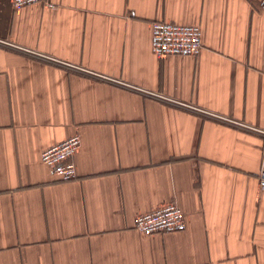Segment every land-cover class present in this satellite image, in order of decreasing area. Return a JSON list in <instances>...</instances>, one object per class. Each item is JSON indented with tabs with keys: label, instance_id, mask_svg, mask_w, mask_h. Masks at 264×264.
I'll return each instance as SVG.
<instances>
[{
	"label": "crops",
	"instance_id": "crops-1",
	"mask_svg": "<svg viewBox=\"0 0 264 264\" xmlns=\"http://www.w3.org/2000/svg\"><path fill=\"white\" fill-rule=\"evenodd\" d=\"M51 2L0 0V264H264V0ZM156 20L201 50L157 56ZM171 202L185 229L135 227Z\"/></svg>",
	"mask_w": 264,
	"mask_h": 264
},
{
	"label": "built area",
	"instance_id": "built-area-1",
	"mask_svg": "<svg viewBox=\"0 0 264 264\" xmlns=\"http://www.w3.org/2000/svg\"><path fill=\"white\" fill-rule=\"evenodd\" d=\"M15 8L28 4L42 2L53 7L51 0H12ZM152 50L157 56L165 57L170 54L195 55L202 46V29L198 24H181L167 20H156L152 24ZM262 130H259L261 132ZM82 142L80 134H74L61 142H57L42 152V160L62 180H71L78 175L74 156ZM258 178L264 188V159ZM134 225L145 235L155 232H171L183 230L186 227L185 214L182 208L171 202L155 210L138 214Z\"/></svg>",
	"mask_w": 264,
	"mask_h": 264
}]
</instances>
